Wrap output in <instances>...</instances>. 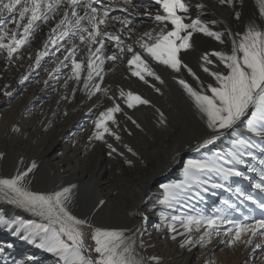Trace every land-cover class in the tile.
<instances>
[{
  "label": "snow or ice",
  "instance_id": "snow-or-ice-1",
  "mask_svg": "<svg viewBox=\"0 0 264 264\" xmlns=\"http://www.w3.org/2000/svg\"><path fill=\"white\" fill-rule=\"evenodd\" d=\"M153 2L159 6L154 13L146 9L141 12V6L133 0H0V54H6L8 61L12 62L21 49L30 45L42 24L47 25L59 16L55 26L51 27L42 50L32 59L34 67L39 68L42 59L50 55V46L57 51L62 47L63 60L57 63L53 71L59 73L62 66L70 69L64 82L65 88L68 87V81H73L77 85L82 83L89 98L97 93L108 96L109 89L101 86L106 75V61L113 64L118 60L126 61L131 75L145 84L149 83L148 77L164 84L151 61L166 66L175 73L185 69L199 87H193L184 79H178L177 83L193 102L209 132L196 145V151L206 149L234 132L249 115L248 131L264 142V0H256L260 23L250 20L242 34L233 33L228 28L223 31L214 30L212 25L216 21L204 22L199 17L193 19L189 15L191 6L186 0ZM218 3L235 8L238 4L242 6L243 0H218ZM197 7L204 9L206 6L200 3ZM117 9L127 15H113ZM142 15L150 17L155 27L138 33L135 18ZM234 15L237 20L241 18L240 11H235ZM186 20L189 22H185ZM9 23L14 27L9 28ZM194 33L211 37L221 45L225 44L227 37H232L230 52L217 50L204 53L201 57L200 68L213 78L214 83L205 85L196 72L181 59V52L192 49ZM110 45H114L115 50H111ZM65 61L68 63H64ZM217 63L223 65L222 71L213 69L212 66ZM32 70L33 65H29V72L20 77V84L29 79ZM49 75L50 78L59 79V76L53 77L52 73ZM44 83L47 84L48 81ZM151 86L157 93L161 92L154 83ZM74 93L75 89L73 95ZM4 95L11 96L12 93L5 90ZM119 98L130 109L137 105L151 104L148 99L123 88L119 90ZM110 99L113 100V105L99 112L93 120L94 132L90 139L105 144L110 157L114 153L123 156L106 138L110 136L116 141L122 139L110 124L119 127L116 114L123 112V109L120 103L115 102L114 97ZM156 111L159 113L160 123L165 124L164 113L159 109ZM127 119L140 128L131 116H127ZM13 131L19 132L20 129L14 127ZM124 147L129 153L136 155L130 146L125 144ZM256 148L264 152L261 144L236 138L225 153L217 152L203 160H188L183 180L162 185L164 198L159 203L172 209L185 200L203 199L202 193H208L210 189L233 191V178L250 179L237 166L246 164V156L255 158L251 150ZM0 159H4V153H0ZM19 163L23 165L22 158ZM125 163L131 165L132 161L125 158ZM38 167V163L33 160L26 168H18L11 178H0V196L9 204L33 212L46 221L35 225L21 223L14 234L20 235L24 231V240L53 254L62 264H161L160 258H145L139 251L146 247L141 237L144 223L149 220L148 215L139 213L141 224L133 230L94 226L89 218L78 217L71 209L76 185L62 187L50 193L30 190V174ZM213 176L219 177L222 182H214ZM255 189L264 193V170L260 172V182L255 184ZM234 191L239 204L251 202L264 211V198H258L240 187H236ZM98 203L103 206L106 202L100 200ZM223 205L225 209L217 208L211 215H176L171 217L170 222L167 216L163 219L173 233V240L177 239V235L184 237L180 242L181 248L187 247L190 250L197 244L211 243L213 236L221 234L229 238V247L235 248L243 244L260 248L261 244L255 240L257 237L264 240V219L247 216L238 222L226 214V209L239 211L237 204L225 199ZM0 223L9 230L13 229L14 222L0 218ZM177 223L183 229L182 232H178ZM222 225L231 227L221 233ZM193 233L201 234L196 238ZM89 238L94 244L88 243ZM37 239L39 243H36Z\"/></svg>",
  "mask_w": 264,
  "mask_h": 264
},
{
  "label": "bare ground",
  "instance_id": "bare-ground-1",
  "mask_svg": "<svg viewBox=\"0 0 264 264\" xmlns=\"http://www.w3.org/2000/svg\"><path fill=\"white\" fill-rule=\"evenodd\" d=\"M133 1H134V3L138 2L137 0H133ZM150 1H151L150 7L152 8L151 12L154 13L159 9V6L155 5L153 0H150ZM186 2L189 3V5L191 6L189 15L193 19L199 17L204 22L216 21V23L214 25H212V27L214 30H217V31H223L225 28H228L233 33H241L242 34L245 31L246 25L250 20H256L257 23H260V20H261V18H259V15H258V6L256 4V0H243V5L240 6L238 4L235 8H232L228 5H220L218 3V0H186ZM200 3H203L206 7L204 9L198 8L197 5ZM235 11L241 12V18L239 20H237L235 18V15H234ZM141 12H143V11H141ZM112 14L113 15H127L126 13H123V12H113ZM56 22H57V20L55 21V23ZM185 22H189V21L186 20ZM55 23L54 24L50 23L51 25L50 24L45 25L43 30H39L35 34L34 38L36 40L34 42H30V45H27L24 48H26V47L28 48V46H29V49L36 51V53L38 51H40L43 48V44L45 43V41L48 38L51 27H54ZM135 23L137 25V32L138 33H142L144 31L150 30L153 27H155L153 20L150 17L144 16V15L136 17ZM43 25L44 24H42L41 26H43ZM231 39H232V37H227L225 44L221 45L218 41L214 40L211 37H207L201 33H194L193 38H192V42H196L198 49L199 48L200 49H206L208 51L224 49L226 52H230V50H231ZM110 48H111V50H115L114 45H111ZM193 49H195V48H192V50ZM50 50H51L50 55L46 56L42 59L41 65L39 68L34 67V59H32V58H34L36 53L29 56L30 51L27 49H24V51H20V53H19V54H21V53H27L28 52L27 54H21V55L18 54L17 57L14 58L12 62L8 61L5 54H0V86H2L3 84H6L7 86L11 85L12 87L15 86V88L13 90L10 89L11 87L5 89L6 91H10L12 93L11 96L4 95V92L0 95V121H1L0 122V153H4V159H0V173L3 171H7V170H12V169L15 170L14 168H19V169L26 168L27 166L30 165L31 161L35 160L38 163L39 167L33 174H30V176H31L30 177L31 178L30 179V185H29L30 190L37 191V192L50 193L53 191L60 190L62 187H67V186H70L73 184L76 185V188L74 190V200H73V203L71 205V209H72L73 213L75 215H77L78 217H81V218L87 217L91 220L93 225H95L97 227L103 226L102 228H104L106 225L108 226V223L110 221L109 217L107 216V214L110 215V213H108L107 210L109 209V206H110L111 195H110V193H108L107 191L104 190L105 185L108 184V180H107L108 177L105 176V177H102L101 179H97L99 177V175H101L103 173L106 174L104 167H102V165H100L99 162L96 163V166H99L96 168L99 170H97V169L95 170V168L90 170V171L87 170L88 165L86 164V162L88 160H84V157H85V153L89 150V148H87V144H86V140L88 138H84L86 132L84 133V131H82V128H86L87 126L89 127V125L92 124L91 122L93 120H95V118L99 115V112L104 111V108H105L104 103L107 106L108 101L112 102V99H110V97L115 95L117 97V99H120L119 98V90L121 89L122 86L124 88L125 83H127V82L135 83V85L139 89L142 90V89H145L147 87V85H149V86L152 85L151 82H152L153 78L148 77L147 79L149 80V83L145 84L138 77H134L131 75V72L129 71V68H128L126 61L122 62V61L118 60L115 62V64H113L110 61H106L105 66H104L106 75L104 76V80H103L101 86L106 87L109 90H111L108 93V96H104L101 93H97L96 96H92L91 98H89L86 91H84L83 89H81L80 92L75 91V93L73 95V86H71V83L73 81L72 82L69 81L70 84H68L67 88H65L61 85L63 87L62 93L67 94L68 97L71 99H77L76 101H78L79 105L81 106V109L79 111L77 110L78 113L75 112V114H77L75 117H74L75 114L73 113L74 114L73 115L74 118L72 117L73 120L70 119L68 116H66L68 118L64 119V120H60L59 121L60 124L58 125V127L57 126L55 127L53 124L52 129L54 131L52 132L51 136L47 139L48 142L46 140H45L46 143L41 142V141L36 142V143L34 142L35 144L33 143L34 146H32L31 143L35 139L32 137L34 140L32 139L33 141H31V139H29L28 137L33 136V134H36V135L40 134L42 131L46 130L48 128V126H50V123L54 122V119H52V121H51V118L53 116H59V115H57L59 110H60L59 101L63 102L66 100V99L64 100L65 96L62 98L60 96L58 99H55V101L52 100V102H54V103L52 106H50V108H49L48 104H45L41 110L42 114H40L41 111H38V112L35 111V113H36L35 115L28 116V114L32 111L31 109L33 108L34 105L47 103V101L53 95V91L51 90L52 82L45 84L46 86H42V88H41L40 84L38 85V87L36 85V82L38 81L39 77L41 76L42 69L45 67L46 68L50 67L48 69V72L49 73L51 72L53 77L58 76V75L61 76L62 74H64L62 77L59 76V79L61 78L63 85H64V82L66 80V77L69 75V72H70V69L64 68L63 66L61 67V71L59 73H56L53 71V69H55L57 63H59L61 60H63V54L64 53H63L62 47L60 48L59 51H57L56 48H52L50 46ZM51 53H55V54L52 55ZM181 56H183V55H181ZM201 57H202L201 54L198 53L196 55L197 61H198V59H201ZM186 58H187V56H186ZM185 61H186V59H185ZM188 61H190V59H188ZM192 61H194V60H192ZM64 63H68V62L65 61ZM46 64H48V67L46 66ZM29 65H33L34 70H32L31 75L29 76V79L27 81H25L24 84H20L19 83L20 77L22 75L28 74ZM153 66H155V65H153ZM158 66H159V64H158ZM219 66H213V69L222 71V68H220L221 66L220 67ZM192 68H193V65H192ZM155 70H157V69H155ZM166 70H167V68H166ZM166 70H164V71H166ZM1 71H2V74H1ZM183 74H184V72H183ZM42 77H41L42 79H40V81H42V82L44 80L46 81V79L47 80L53 79L55 81H59V79L50 78V75L48 77H46L44 74ZM168 77L170 78V76H168ZM175 81H177V80H175ZM58 83H60V82H58ZM156 83H158V82H156ZM204 83H207V82L205 81ZM30 84L32 85L31 87L29 86ZM155 85H156V87H159L158 86L159 84H155ZM149 90L150 91L148 92V95H147L148 97L144 96L143 98L148 99L149 101H151V103L155 102L156 100L160 101V99H165L167 102H170L168 99L170 92L168 93V91H167L168 89H166L165 87H163V89L161 90L160 93H157L153 87L150 88ZM176 91H179V90L177 89ZM20 94H21V96L19 97ZM54 94H55V91H54ZM141 96H142V94H141ZM183 96L187 100L186 95H183ZM55 97H57V96H55ZM174 97H177V96H174ZM18 98H20V99H18ZM180 99H181V96H180ZM175 101H177V100H175ZM188 101H190V100H188ZM188 101H187V103H188ZM183 103H186V102H183ZM172 105H174V104H172ZM185 105H187V104H185ZM175 106L177 109L176 104H175ZM180 107H183V106H180ZM192 107H193V104H192ZM147 108H145V110ZM166 108H168V107H164V109H166ZM154 109H155V107L151 105V106H149V108L145 112L144 111H140V112L137 111V112H139V118H138L139 120H137L138 123L141 121L142 118L149 119V115L150 114L152 115V112L154 111ZM170 110H171V108H170ZM178 111H180V110H178ZM178 111L175 110V112L182 114L181 112H178ZM168 112H170V111H168ZM186 114H184L185 117H186ZM63 115H64V113H63ZM178 115L179 114H177V116ZM127 116H131L132 118H134V115H130L128 113H127V115H124L123 113H121L120 116H118L119 117V120H118L119 127L117 128L114 125H111V127H113V129L116 131L117 130H119V131L120 130H128V129L133 128L132 126H130L131 123H130V120L127 119ZM194 116H196V114ZM170 117H171V115H170ZM174 117L172 120H174ZM180 117H182V116H180ZM249 117H250V115H249ZM249 117L245 118V120L242 121L238 125V127L235 129L234 132L245 134V135L247 134V136H249L250 139L252 138L254 142H256V143L258 142L259 144L262 145V147H264V143L259 142L260 138L255 136V134L250 133L248 131L247 119ZM68 119H70V120L68 121ZM75 119H76V121H74ZM178 119H180L179 116H178ZM134 120H136V119L134 118ZM182 120H184V119H182ZM194 120H195V118H194ZM189 121H190V119L187 122H189ZM191 121H193V120H191ZM141 123H143V122H141ZM178 123H180V122H178ZM176 124H177V122H176ZM180 124H179V126H180ZM201 124L202 123H200V125ZM188 125H189V123H188ZM90 126H92V125H90ZM167 126H168L167 123L161 124L160 121L158 120V123H156V127H154V128H157L156 130L159 131L160 137L156 138V136H155V138H153V139H151L152 137L148 138L149 144L151 145L153 153H155L151 156L152 160L149 162L150 167L154 171V173H153L154 175L149 176L148 179L141 177L139 179V181L141 182L142 186H140V188L137 191H134L132 194V209L136 212L135 214H137L135 221H133V222L128 221V223H122L121 222L122 219L128 220L127 217H125V214L122 213V211H124V210H122L123 207H119V206L115 207L116 213L117 212L120 213V217H119L120 220L119 221L121 223H119V224L122 226V228H120V229L133 230L136 226H139L141 224V217H140L139 213H141L142 210L139 211V207L141 205H144L147 202V197H143L144 191L147 190L149 184H151L153 179H154V183L155 182L159 183L160 180L164 179V175H166L168 172H171V173L175 172L174 170H176L178 166L183 165V163H184L183 156H184V159L194 157L198 160H202L206 156H209V157L211 156V153H212L211 149L212 148H209V147L206 149L202 148V149H200V151H196V145L199 142H201L202 139L205 138L209 134V132H206V133L202 132V134L200 132V134L198 133L199 135L197 134L198 136H195L194 138L190 135L191 138L187 139L185 147L182 148L181 150H179L176 157H174L170 161L165 160L166 157H163V156L165 154L167 155V153L172 149L171 147H173L171 145L172 143H170L171 135L168 134V132L165 130L167 128ZM14 127H18L20 129V131L14 132L13 131ZM127 127H129V128H127ZM189 127H190V125H189ZM198 127L196 126V128H198ZM192 129H194V128H192ZM186 130H188V129L186 128ZM168 131H171V130H168ZM180 131H178V132H180ZM195 132H196V130H195ZM195 132H193V133H195ZM45 133H46V131H45ZM184 135H186V134H184ZM229 135H230V133H229ZM11 136H16V137L9 140L11 138ZM24 137H27V138L24 139ZM36 137H38V136H36ZM45 137H47V136H45ZM107 137L110 138V136H107ZM15 138H16V140H14ZM247 139H248V137H247ZM224 140H225V138L222 137L221 140L216 142V143H218V145L215 147L224 148L225 147V141ZM144 141H145V139H144ZM166 145H168V147ZM214 145H211V146L213 147ZM100 147H102V146H100ZM215 147H213V148H215ZM33 148H35V150ZM227 149H228V147H227ZM252 152H253V156L255 157V158L252 157V160H255V162L253 161V163H254V165L256 164L257 171H252L251 170L252 166L251 167L247 166L249 170H247V168H246L243 170V172L245 173V177H248L250 179H246L244 177H242L240 179H234L233 182L231 183V187H232L233 191H230L228 193V195H229L228 197L223 196V189H221L219 191L215 190V189L214 190L211 189L212 193H210V197H206L205 201H204L205 203L202 206H200V210H199L200 214L211 215V214H208L209 213L208 211H209L211 205L215 206L217 204V200L221 199L218 202V203H221L223 199H225V198L229 199L230 198L229 200L231 202L237 204L239 211H236L233 209H226V214L229 216V218L234 219V220L239 222V219H241L239 217L241 216V214H243L240 212L243 209H245V213H247L248 216H252L255 219H264V211H261L259 208H257L255 205H253L251 202H247L246 205L239 204V201L237 200V194L234 191V189L236 187H240L245 192L252 193L253 195H256L258 198H264V193H260L259 190L255 189V184L260 182V172L262 170H264V163H261V161H264V152H262L259 148H256L255 151H252ZM169 154H171V153H169ZM174 154H171V155H174ZM21 158L23 159V165H21L19 163ZM162 158H164V160ZM101 159H102V156L100 157L99 161ZM196 159H191V160H196ZM173 166H175V169L171 170ZM13 174H15V173H13ZM117 183L118 182H116L115 184H117ZM213 192L215 193V195H213ZM100 200H104L106 203L103 206H99L98 202ZM113 206H116V205H113ZM221 206L223 207L224 205H221ZM223 209H225V206L223 207ZM152 210L148 214L145 213L146 215H148L149 220L144 223L143 229L147 227L150 229V232L152 231L153 233L157 234L160 237L162 236V238H163V234L165 233V227L163 225V220H164L163 216L161 214H159V212L157 210H155V208L153 211ZM0 212L3 214V216H4L3 218L6 217L5 220H8L10 222H12V219L17 218L19 216H24V218L38 222V223H45L46 222L42 217L36 215L33 212H30V211H28L24 208L18 207L16 205L9 204L7 202V200H5L2 196H0ZM110 212L112 213V211H110ZM14 223H13V226H14ZM0 224L2 226V228H0V264H62V262L60 260H58L57 258L46 256V252L41 251V249L40 248L38 249L35 245L33 247H31L30 249L27 248V246H25L23 243L19 242L18 240H16L12 236L8 235L9 229L6 225H4L3 223H0ZM157 225H160V227L157 228ZM230 227H231V225L220 226L221 233L227 231L228 228H230ZM143 229H142V231H143ZM129 234H131V233H129ZM148 234H149V232H148ZM200 234L201 233H198L196 238H198ZM143 235H144V232H143ZM146 237H148V236H146ZM141 238L143 239V236ZM228 239L229 238L224 236L223 234H221L220 236H213L211 243H206V244L201 245V250H200V253L198 255H196L195 253L192 254L194 252L193 251L194 249H192L193 252L191 253V252L187 251L188 248L185 249L186 251L181 250L182 249L181 248L178 250V252H177L178 256L176 258L177 259H179V258L183 259L184 258V260H179L180 263L183 262L182 264H187V263L188 264H200L201 262H204L205 260H207L211 251L215 250L218 247L223 246L224 250L226 249L227 251H230V253L234 251L238 255L233 261L234 264H263V260L261 259L262 255L260 256V252L262 251V249L264 247V240L257 237L255 242L261 244L260 248H255L254 246H243L242 245L243 248L240 249L241 251L239 253V250H237V247L233 248V247L228 246V244H227ZM143 241L145 242L146 247L139 250L141 252V254L145 258L156 256V255L151 253L152 251L150 250V247H149L150 245H148L147 241L145 239H143ZM174 249H175V247H174ZM149 250L151 252H149ZM184 254H186V255L184 256ZM216 260H218L217 262L220 264L223 263L222 257H216ZM162 264H169V263L163 262Z\"/></svg>",
  "mask_w": 264,
  "mask_h": 264
},
{
  "label": "rangeland",
  "instance_id": "rangeland-1",
  "mask_svg": "<svg viewBox=\"0 0 264 264\" xmlns=\"http://www.w3.org/2000/svg\"><path fill=\"white\" fill-rule=\"evenodd\" d=\"M138 2V4L141 6L140 7V10L141 11H145V9L146 10H149V11H151L152 10V8L150 7L151 6V1L150 0H137ZM134 2V1H133ZM136 3V2H135ZM115 12H121L119 9H117ZM60 17L59 16H57L56 17V19L55 20H52V21H50L49 22V24L50 23H55V21L56 20H58ZM49 24H47V25H49ZM51 25V24H50ZM44 26L45 25H43V26H41L42 28L40 29V30H43L44 29ZM8 27L9 28H11V27H14V25H12L11 23H9L8 24ZM114 30V29H113ZM36 39L35 38H33L32 40H31V42H34ZM193 43V47L192 48H195V49H191V50H188L187 52H181V55H183V56H181V59L182 60H184V63H186L189 67H191L192 68V65H193V71H195V72H197L196 74H198L197 76H200V80L201 81H203V83L206 81L207 83H204L205 85H207L208 83H214V81H213V78H211V77H209V75L207 74V73H204L203 71H202V69L200 68V64L202 63V60L201 59H198V61H197V58H196V55L198 54V53H200L201 54V56L204 54V53H210V52H212V51H217V50H212V51H208V50H206V49H198V46H197V44H196V42H192ZM111 46V45H110ZM109 46V47H110ZM24 49H27V50H29L30 51V53H29V56H31V55H33L34 53H36V51H33V50H30L29 49V46H28V48L26 47V48H24ZM24 49L22 50L21 49V51H24ZM42 50V49H41ZM204 50V51H203ZM223 51H225L224 49H222ZM194 54H193V53ZM28 53V52H27ZM27 53H21V54H27ZM21 54H19V55H21ZM187 56V58H186V56ZM190 54V55H189ZM6 55V54H5ZM192 55V56H191ZM28 56V57H29ZM190 56V57H189ZM183 57V58H182ZM185 59H186V61H185ZM188 59H190V61H188ZM192 60H194V61H192ZM188 61V62H187ZM195 62V63H194ZM152 63V66L153 65H155V66H153V68H154V70L155 69H157V70H155V71H157V73L161 76V78L164 80V84H160L159 83V81H155L154 79L152 80V82H151V84H159L158 86H159V88L162 90L163 89V87H165L166 89H168L167 91H168V93H169V101L170 102H167L165 99H160V101L159 100H156L155 102H152L151 103V105L152 106H154L155 107V109H154V111L152 112V115L150 114L149 115V119H144V118H142L141 119V121L138 123V121L137 120H139L138 118H139V112L140 111H146L148 108H149V106H151V105H137V107H135V108H128L127 107V105L123 102V100H121V99H117V97L115 96V95H113L112 97H114L115 98V102H117V103H120V104H122L121 105V107H122V109H123V112H121V113H128V114H130V115H134V118L136 119L135 121L140 125V128H137L136 126H135V124H133L131 121H130V126H132L133 128H131V129H128V130H117V132L119 133V135L121 136V140L120 141H116L114 138H112V137H110V138H108V137H106L107 139H108V141L110 142V143H112L113 145H114V147H116L117 149H118V151L119 152H122L123 153V156H118L117 154H113L111 157L108 155V151H109V149L106 147V145L105 144H103L101 141H97V140H94V139H90V137L92 136V133L94 132V125H93V121L91 122L92 124H90V125H92V126H90L89 125V127L87 126L86 128H82V131H84V133H85V136H84V138H88L87 140H86V144H87V148H89V150L85 153V157H84V160H88L87 162H86V164L89 166H87V170L88 171H90V170H92V169H94L95 168V170L97 169L96 167H99V166H96V163L97 162H99L100 163V165H102V167H104V170H105V172H106V174L105 173H103V174H101V175H99V177L97 178V179H101L102 177H108V184L107 185H105V191H107L108 193H110V195H111V197H110V206H109V209L107 210V212L108 213H110V215H108L107 214V216L109 217V219H110V221H109V223H108V226L106 225L104 228H107V229H120V228H122V226L119 224V223H128V221L129 222H133V221H135V219H136V216H137V214H135L136 212L132 209V194H133V192L134 191H137L139 188H140V186H142V184H141V182L139 181V179L142 177V178H149V176H153L154 174V171H153V169L150 167V165H149V162L152 160V155L153 154H155V153H153V150H152V148H151V145L149 144V137L151 138V139H153V138H155V136H156V138H159L160 137V135H159V131L158 130H156L157 128H154V127H156V123H158V120L160 121V118H159V113L156 111L157 109H159L160 110V112H163L164 113V116L166 117V123H167V128L165 129L167 132H168V134H170L171 135V140H170V143H172L171 145L173 146V147H171L172 149V151L170 150L168 153H167V155L165 156H163V157H166V159L165 160H172L174 157H176V155H177V153L179 152V150H181L182 148H184L185 147V145H186V141H187V139H189V138H191L190 137V135L194 138L195 136H198L199 134H200V132H201V134H202V132L204 133H206V132H208V129L206 128V126H205V124H204V122L200 119V115H198L199 113L197 112V110H195V107H194V105H193V107H192V104H193V102L190 100V98L187 96V94H186V92L183 90V88L177 83V81H175V80H178V79H186V81L189 83V84H191L193 87H199V85L197 84V82L195 81V79L185 70V69H182L181 71L182 72H180V73H175V72H173V71H171V69H169V68H167L166 66H163V65H159L158 66V64L156 63V62H154V61H152L151 62ZM49 64V63H48ZM48 64H46V66L48 67ZM221 67H220V66ZM196 66V67H195ZM213 66H219L220 68H222V70H223V66H222V64H219V63H217V64H215V65H213ZM212 66V67H213ZM163 67V68H162ZM165 67V68H164ZM46 68V67H45ZM43 68L42 69V72H41V76L39 77V79H38V81L36 82V85H37V87H38V85L40 84L41 85V88H42V86H46L45 85V80L42 82V81H40V79H42L43 77V75L45 74V76L46 77H48L49 75L48 74H50L49 72H48V69L50 68ZM166 68H167V70H166ZM69 69V68H68ZM67 69V70H68ZM163 69V70H162ZM197 69V70H196ZM164 70H166V71H164ZM185 70V71H184ZM202 72H201V71ZM159 71V72H158ZM48 72V73H47ZM163 72V73H162ZM183 72H184V74H183ZM1 74H2V71H1ZM69 74H70V72H69ZM188 74V75H187ZM64 74H62L61 76L60 75H58V76H60V77H62ZM203 75V76H202ZM168 76H170V78L168 77ZM42 77V78H41ZM68 77V76H67ZM67 77H66V79H67ZM177 79H176V78ZM202 77V78H201ZM203 79V80H202ZM207 79V80H206ZM209 79V80H208ZM47 80V79H46ZM169 80V81H168ZM48 81V83L49 82H52V87H51V90L53 91V95L51 96V98L47 101V103H44V104H38V105H34L33 106V108L31 109L32 111L28 114V116H32V115H35L36 113H35V111L36 112H38V111H41L42 110V107L45 105V104H48V106H49V108H50V106H52L53 105V103L54 102H52V100L53 101H55V99H58L60 96H61V98L62 97H67V99L65 100V98H64V100L65 101H63V102H60L59 101V108H60V110H59V112H58V114L57 115H59V116H53L52 118H51V121H52V119H54V122H52V123H50V126H48V128L46 129V130H44V131H42L40 134H33V136H30V137H28L29 139H31V141H33L34 139L36 140H34L31 144H32V146H34V144L36 143V142H39V141H41V142H45L46 143V141H47V139L51 136V134H52V132L54 131L52 128H53V124H54V126L56 127H58V125L60 124L59 123V121L60 120H64V119H67L68 117L70 118V119H72V117H73V115L75 114V112H77L78 113V111L81 109V106L79 105V103H78V101H76L77 99H71V98H69L68 97V95L67 94H64V93H62L63 92V90H62V88L64 87V85L62 84V81H61V78L59 79V81H55V80H53V79H48L47 80ZM172 81V82H171ZM39 82V83H38ZM58 82H60V83H58ZM72 82V81H71ZM156 82H158V83H156ZM35 83V82H34ZM56 83V84H55ZM175 85H174V84ZM177 83V84H176ZM68 84H70L69 83V81H68ZM166 84V85H165ZM56 85V86H55ZM63 87H62V86ZM126 85V86H125ZM130 85V86H129ZM164 85V86H163ZM30 87L32 86L31 84L29 85ZM71 86H73V89H75V91H77V92H80L81 91V89H83V85L82 84H80V85H76V83H74V82H72L71 83ZM169 86V87H168ZM171 86V87H170ZM11 87V88H10ZM59 87V88H58ZM76 87V88H75ZM6 88H10L11 90H13L14 88H15V86L14 87H12L11 85L10 86H7L6 84H3L2 86H0V95L5 91V89ZM121 88H123V86L121 87ZM150 88H152L151 86H149V85H147V87L145 88V89H139L136 85H135V83H132V82H127V83H125L124 84V90L125 91H132V92H134V93H136V94H139L140 96H141V94H142V97H144V96H146V97H148L147 95H148V92L150 91L149 89ZM179 90V91H176L177 89ZM139 89V90H138ZM182 89V90H181ZM84 90V89H83ZM54 91H55V94H54ZM85 91V90H84ZM111 90H109V92H110ZM174 91V92H173ZM141 92V93H140ZM57 94V95H56ZM172 95V96H171ZM181 96V99H180V96ZM183 95H186V98H187V100L184 98V96ZM21 96V94L19 95V97ZM55 96H57V97H55ZM174 96H177V97H174ZM55 97V98H54ZM18 99H20V98H18ZM174 102H173V101ZM175 100H177V101H175ZM180 100V101H179ZM188 100H190V101H188ZM67 101V102H66ZM164 101V102H163ZM187 101H188V103H187ZM183 102H186V103H183ZM63 105H62V104ZM71 103V104H70ZM108 104H107V106H106V104L104 103V106H105V108H104V110L107 108V107H110V106H112L113 105V100H112V102H110V101H108L107 102ZM170 103V104H169ZM18 104V103H17ZM158 104V105H157ZM172 104H174V105H172ZM175 104L177 105V109H176V106H175ZM185 104H187V105H185ZM170 105V106H169ZM180 106H183V107H180ZM186 106V107H185ZM148 107V108H147ZM164 107H168V108H166V109H164ZM171 108V110H170V108ZM188 107V108H187ZM192 107V108H191ZM145 108H147L146 110H145ZM182 108V109H181ZM162 109V110H161ZM190 111H189V110ZM67 110V111H66ZM78 110V111H77ZM175 110L176 111H178V110H180V111H178V112H181L182 114H180V113H177V112H175ZM64 111V112H63ZM131 111V112H130ZM137 111H139V112H137ZM168 111H170V112H168ZM184 111V112H183ZM62 112V113H61ZM176 114H175V113ZM192 112V113H191ZM63 113H64V115H63ZM69 113V114H68ZM74 113V114H73ZM121 113H117L116 114V116L118 115V116H120V114ZM187 113V114H186ZM40 114H42V111H41V113ZM138 114V115H137ZM177 114H179L178 116H179V118L180 119H178V116H177ZM184 114H186V117L184 116ZM196 114V116H194ZM77 114H75L74 115V117L76 116ZM170 115H171V117L173 116H175L174 117V120H172L173 119V117L171 118L170 117ZM198 115V116H197ZM66 116H68V117H66ZM117 116V120H119V117ZM180 116H182V117H180ZM59 117V118H58ZM73 117V118H74ZM151 117V118H150ZM154 117V118H153ZM97 118V117H96ZM95 118V119H96ZM133 118V119H134ZM157 118V119H156ZM194 118H195V120H194ZM251 117H249L248 119H250ZM70 119H68V121L70 120ZM125 119V118H124ZM154 119V120H153ZM178 119V120H177ZM182 119H184V120H182ZM190 119V121L189 122H187L188 120ZM73 120V119H72ZM147 120V121H146ZM191 120H193V121H191ZM201 120V121H200ZM50 121V122H51ZM74 121H76V119L74 120ZM152 123H151V122ZM183 121V122H182ZM1 122V121H0ZM141 122H143V123H141ZM176 122H177V124H176ZM178 122H182L181 124L180 123H178ZM155 123V124H154ZM188 123H189V125H190V127H189V125H188ZM200 123H202L201 125H200ZM56 124V125H55ZM179 124H180V126H179ZM142 125V126H141ZM146 125V126H145ZM155 125V126H154ZM176 127H175V126ZM178 125V126H177ZM198 127V128H196V126ZM110 126H111V124H110ZM129 126V127H130ZM170 126V127H169ZM129 127H127V128H129ZM173 127V128H172ZM201 127V128H200ZM204 129H203V128ZM51 128V129H50ZM126 128V129H127ZM177 128V129H176ZM183 128V129H182ZM186 128L188 129V130H186ZM192 128H194L195 130H196V132H195V130L194 129H192ZM88 129V130H87ZM92 129V130H91ZM147 129V130H146ZM199 129V130H198ZM50 130V131H49ZM168 130H171V131H168ZM181 130V131H180ZM185 130V131H184ZM191 130V131H190ZM194 130V131H193ZM45 131H46V133H45ZM140 131V132H139ZM178 131H180V132H178ZM172 132V133H171ZM193 132H195V133H193ZM135 133V134H134ZM137 133V134H136ZM183 133V134H182ZM188 133V134H187ZM199 133V134H198ZM45 134V135H44ZM49 136H48V135ZM184 134H186V135H184ZM195 134V135H194ZM198 134V135H197ZM234 134V135H233ZM237 134V135H236ZM134 135V136H133ZM147 135V136H146ZM175 135V136H174ZM178 135V136H177ZM36 136H38V137H36ZM45 136H47V137H45ZM127 136V137H126ZM177 136V137H176ZM183 136V137H182ZM14 137H16V136H11V138L9 139V140H11V139H13ZM34 139H33V138ZM40 137V138H39ZM247 137H248V139H249V141L250 142H254L253 141V139L251 138L250 139V137L249 136H247V134L245 135V134H241V133H237V132H230V135L229 134H227V135H225L224 136V138H225V147L224 148H222V147H215V146H217L218 145V143H216L213 147H215V148H213L212 146H209V148H212L211 150H212V153H211V156L214 154V153H217V152H219V153H225V152H227V147L229 148V147H231V144H232V141L234 140V139H236V138H244V139H247ZM27 137H24V139H26ZM37 138V139H36ZM178 138V139H177ZM33 139V140H32ZM40 139V140H39ZM42 139V140H41ZM144 139H145V141H144ZM184 141H183V140ZM14 140H16V138L14 139ZM46 140V141H45ZM128 140V141H127ZM179 140V141H178ZM229 140V141H228ZM92 141V142H91ZM35 142V143H34ZM48 142V141H47ZM122 142V143H121ZM125 142V143H124ZM174 142V143H173ZM180 142V143H179ZM259 142H261L262 143V141H261V139H260V141ZM34 143V144H33ZM100 143V144H99ZM124 143V144H123ZM147 143V144H146ZM169 143V144H170ZM256 143V142H255ZM264 143V142H263ZM125 144H127L128 146H130L133 150H134V152L136 153V155H132V153H129L128 151H127V149L124 147V145ZM257 144H259L258 142H257ZM80 145V144H79ZM183 145V146H182ZM100 146H102V147H100ZM167 147H168V145H166ZM174 148V149H173ZM34 150H35V148H33ZM123 149V150H122ZM150 149V150H149ZM62 151V150H61ZM60 151V152H61ZM140 151V152H139ZM251 151H255V149H252ZM169 153H171V154H174V155H171V154H169ZM185 154V153H184ZM142 155V156H141ZM102 156V159L99 161V159H100V157ZM125 156V157H124ZM210 156V157H211ZM89 157V158H88ZM142 157V158H141ZM209 156H206L205 158H203V159H206V158H208ZM125 158H127V159H129V160H131L132 161V164L131 165H129V164H127V163H125ZM139 158V159H138ZM119 159V160H118ZM150 159V160H149ZM163 160H164V158H162ZM191 160V159H196V158H194V157H190V158H185L184 159V156H183V161H184V163H183V165L182 166H178L177 167V169L176 170H174L175 172H173V173H171V172H168L166 175H164V179L163 180H160V182L159 183H154V179L152 180V182H151V184H149V186H148V188H147V190L146 191H144V195H143V197H147V202L144 204V205H141L140 207H139V211H141V213H150L151 212V210L153 209L154 210V208H155V210H157L158 212H159V214H161L163 217H165V216H167V217H169V222L171 221V217L172 216H176V215H180V216H183V215H197V214H200V206H202L205 202V198L206 197H210V193H212L211 192V189H210V191L208 192V193H202V196H203V199H199V198H194V199H191V200H185V201H182L179 205H177L175 208H172V209H169V208H167V207H165L164 205H162V204H160L158 201H160V200H162L163 198H164V192H163V188H162V185H165V184H175V183H178V182H180L181 180H183V178H184V171H185V168H186V166H187V161L188 160ZM202 159V160H203ZM103 160V161H102ZM146 160V161H145ZM149 160V161H148ZM196 160H198V159H196ZM245 160H246V164L245 165H239V166H237L238 168H239V170H241V171H243L244 169H246L247 168V170H249L248 169V167L247 166H252L251 167V170H252V168H256L255 169V171H257V166H256V164L254 165V163H253V161L255 162V160H252V157H245ZM124 161V162H123ZM148 161V162H147ZM248 162V163H247ZM137 163V164H136ZM95 164V165H94ZM256 166V167H255ZM140 167V168H139ZM143 167V168H142ZM135 168V169H134ZM15 170H7V171H3V172H1L0 173V178H11L12 176H14L15 174H16V172H17V170H18V168H14ZM138 169V170H137ZM142 169V170H141ZM173 169H175V166H173L172 167V169L171 170H173ZM97 170H99V169H97ZM152 170V171H151ZM8 173V174H7ZM13 173H15V174H13ZM13 174V175H12ZM121 175V176H120ZM146 175V176H145ZM31 177V176H30ZM242 178V177H241ZM31 179V178H30ZM234 179H240V178H233L232 179V181H231V183L233 182V180ZM212 180L214 181V182H217V183H219V182H222L221 180H220V178L219 177H216V176H213L212 177ZM110 181V182H109ZM116 182H118L117 184H115ZM139 182V183H138ZM117 185V186H116ZM137 187H136V186ZM151 186V187H150ZM123 189V190H122ZM135 189V190H134ZM212 190H214V189H212ZM215 190H221V189H215ZM131 192V193H130ZM230 191H224L223 190V196H229L228 195V193H229ZM128 193V194H127ZM147 193V194H146ZM124 195V196H123ZM152 195V196H151ZM151 197V198H150ZM159 199V200H158ZM226 199V198H225ZM225 199H223L222 200V202L221 203H218L220 200H217V204L215 205V206H210V209H209V213L208 214H213L214 212H215V210L217 209V208H221V209H223V207L221 206V205H223V201L225 200ZM230 199V198H229ZM228 199V200H229ZM115 201V202H114ZM156 203V204H155ZM221 204V205H220ZM113 205H116V206H113ZM185 205H190L189 207H186ZM219 205V206H218ZM117 206H119V207H123V209L122 210H124V211H122V213L123 214H125V217H127V219L128 220H123L122 219V221L120 222L119 220V217H120V213H116V208L115 207H117ZM113 209H112V208ZM125 208V209H124ZM152 210V211H153ZM110 211H112V213L110 212ZM240 213H243V214H241V216L239 217V218H241V219H239V222L240 221H243L244 220V218L245 217H247L248 216V214L247 213H245V209H243ZM172 215V216H171ZM104 216V215H103ZM3 218L4 216H3V214L0 212V218ZM3 219H6V217L5 218H3ZM20 220V221H19ZM119 221V222H118ZM12 222H15L14 223V226H13V229L12 230H8V235L9 236H12L13 238H15L16 240H18L19 242H21V243H23L25 246H27V248H31V247H33L34 245L36 246V244L35 243H31L30 241H28V240H24L23 238H22V236L23 235H25L26 233L24 232V231H21V233H20V235H16V234H14L15 233V229L17 228V227H19V225L22 223V224H25V225H27V224H33V225H35V224H40V223H38V222H35V221H32V220H29V219H26V218H24V216H19V217H17V218H14V219H12ZM163 225H164V227H165V233L163 234V238H162V236L160 237V236H158L157 234H155V233H153L152 231L150 232V229L149 228H144L143 229V232H144V235H143V239H145L146 241H147V243H148V245H150L149 247H150V250L152 251H150L149 250V252H151L152 254H154V255H156V257H158V258H160V261H161V264L163 263V262H166V263H169V264H182L183 262H181L180 263V261L179 260H184V258L182 259V258H179V259H177L176 257L178 256V254H177V252H178V250L179 249H181V247H180V242L184 239V237H182V236H179V235H177V239L176 240H173L171 237H172V235H173V233L169 230V228L166 226V224H165V221L163 220ZM95 226V225H94ZM103 227V226H102ZM0 228H2V226H1V224H0ZM168 229V230H167ZM177 230H178V232H182L183 231V229L180 227V225H179V223H177ZM5 231V230H4ZM203 231V230H202ZM148 232H149V234H148ZM151 233V234H150ZM147 234V235H146ZM170 234V235H169ZM197 234L198 233H193V236L194 237H197ZM146 236H148V237H146ZM171 236V237H170ZM146 237V238H145ZM23 241V242H22ZM177 242V243H176ZM36 243H39V240L37 239V241H36ZM88 243L89 244H94V242L93 241H91V239L89 238L88 239ZM166 243V244H165ZM164 244V245H163ZM163 245V246H162ZM174 245V246H173ZM243 244H241V245H239V247H237V250H239V253H240V249H242L243 248V246H245V245H243ZM37 247V246H36ZM174 247H175V249H174ZM38 248V247H37ZM187 247H185V248H182L181 250H183V251H186L185 249H186ZM239 248V249H238ZM39 249V248H38ZM41 249V248H40ZM192 249H194L193 251H192ZM199 250V251H198ZM200 250H201V244L199 245H195V247L194 246H192L191 247V250H189V248H188V250L187 251H189V252H193L192 254H196V255H198L199 253H200ZM41 251H43V252H46L44 249H41ZM233 251V250H232ZM228 252V253H227ZM238 253V254H239ZM186 254H184V256H185ZM262 255V260H263V264H264V247H263V249H262V251L260 252V256ZM46 256H48V257H55L53 254H51V253H48V252H46ZM227 256V257H226ZM238 255L236 254V252H231L230 253V251H227L226 249L224 250V247L222 246V247H218V248H216L215 250H213V251H211V253L209 254V257L207 258V260H205L204 262H201L200 264H220V263H218L217 261L218 260H216V257H222V259H223V263H221V264H234V259L237 257ZM224 257V258H223ZM55 258H57V257H55ZM186 258V257H185ZM58 259V258H57ZM176 259V260H175ZM59 260V259H58ZM164 260V261H163ZM225 260V261H224ZM163 261V262H162ZM62 262V261H61ZM225 262V263H224ZM154 264V263H153ZM188 264V263H187Z\"/></svg>",
  "mask_w": 264,
  "mask_h": 264
}]
</instances>
